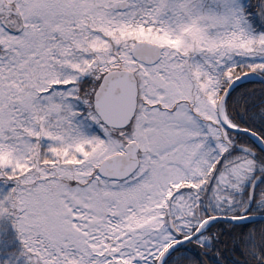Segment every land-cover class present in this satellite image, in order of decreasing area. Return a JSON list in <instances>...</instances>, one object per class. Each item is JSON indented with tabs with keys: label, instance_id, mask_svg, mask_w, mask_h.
Instances as JSON below:
<instances>
[{
	"label": "snow or ice",
	"instance_id": "snow-or-ice-1",
	"mask_svg": "<svg viewBox=\"0 0 264 264\" xmlns=\"http://www.w3.org/2000/svg\"><path fill=\"white\" fill-rule=\"evenodd\" d=\"M0 264H264V0H0Z\"/></svg>",
	"mask_w": 264,
	"mask_h": 264
}]
</instances>
